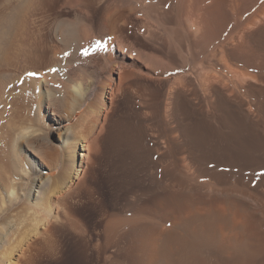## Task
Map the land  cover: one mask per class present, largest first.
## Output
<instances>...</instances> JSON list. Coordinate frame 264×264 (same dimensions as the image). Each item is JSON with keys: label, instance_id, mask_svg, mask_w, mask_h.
Here are the masks:
<instances>
[{"label": "bare ground", "instance_id": "obj_1", "mask_svg": "<svg viewBox=\"0 0 264 264\" xmlns=\"http://www.w3.org/2000/svg\"><path fill=\"white\" fill-rule=\"evenodd\" d=\"M116 2L125 40L101 22L110 59L71 80L50 34L89 40L95 0L0 2V241L22 221L45 264H264V0ZM56 107L82 111L60 132L80 128L77 171L67 181L55 150L57 176L18 222L7 197L46 168Z\"/></svg>", "mask_w": 264, "mask_h": 264}, {"label": "rangeland", "instance_id": "obj_2", "mask_svg": "<svg viewBox=\"0 0 264 264\" xmlns=\"http://www.w3.org/2000/svg\"><path fill=\"white\" fill-rule=\"evenodd\" d=\"M2 1L3 0H0V2H2ZM95 4H96L95 5L96 10L93 13L94 14L93 15L94 21L92 23L93 25L91 24L92 28L90 30L91 31L90 34H91V36L92 35L93 36L89 40H84L82 37H80V38L78 37L74 40V42L73 41L70 42L71 45L69 44V46H66L64 41H62L56 35H54L53 30H52V32L50 30L52 25L53 24L55 25L57 23L58 19L55 16H52L47 21V26H49V24L51 23L50 24L51 26H49V27L46 26V27L51 32L50 35H52L51 36V39L53 42V43L51 42L52 46L54 48L56 47V49H58L60 51L62 50L64 54L68 53V55H65L63 58H61L60 56H56L57 59L60 58L62 60L61 64H63V66L59 67V68L55 66L54 72L59 73V71H62L63 74H67V75H65V78L67 80H71V79L75 78L76 76L78 77V76L85 74L83 71H85L86 73H89V71L90 72L93 71V69L96 67V65L99 66L100 61L101 62L103 61L102 58L103 59H104V57L108 58L106 56L111 57V49H110V46H108L109 45L108 42L105 43V42L101 41L100 39H98L99 38L98 37V28H99V24L101 22H104V21L106 22V25L108 27V32L110 34H117L123 40H125V38H126V33L128 30L127 23H126V16H125L123 11H121L120 9L117 8L116 0H95ZM62 13H64V15L66 17H71V18L73 17L74 18L76 16L77 11L67 7V8L62 9ZM100 14H101L102 18L100 17ZM134 21L137 24V23H140L141 19L135 18ZM136 40H139V39H136ZM97 42L102 44L103 47H97L96 46ZM143 42L146 43L147 41L143 39ZM85 49L88 50V53H89L88 55L83 54ZM108 59H110V58H108ZM121 98H122L121 95L118 93L116 95L112 96V98L110 96L107 98V101L110 105V117H112L111 115L117 114L116 113L117 111L119 112V110L121 108L120 106L122 105L121 104L122 103ZM53 111L55 112V117H58V118L60 117L61 124H58L56 126L57 127L56 129H52L51 132L48 133L47 138L50 137L49 139H47V140L45 139V140L41 141V143H44V145L42 144V146H44L43 147L44 149L51 147V148H48L49 151L51 149L54 152L53 153L52 151H50V153L52 152L53 156H52V154H51V156L48 155V157H47L48 162L44 163L46 168L41 171L40 175H36V173H35L36 170L33 169V172H34L33 173L34 175L32 174L33 176L31 175V177L26 176L24 178L21 177V179H19V180L17 179L16 180L17 186H16L14 193H11V190H10L11 196L8 194L9 189H6V186L3 187L5 194H7V196L9 195V197H7L8 202L10 203L11 202L10 200L13 197H14L13 200L15 199V201L18 202L17 204L19 207L17 206L16 209L12 210L10 212V214H8L10 219H15L18 222H20L23 219V215L25 213L24 208L27 207V203L28 202L29 203L34 202V201L36 202V200L38 199L37 197H38L39 191L42 188L47 189L50 186V184H51L50 182H52L53 177L57 176L56 174L59 172V170L53 169L54 167L51 164L52 161L55 160L53 158L57 154L64 156V158H65L64 159V162H65L64 166L66 168L64 169V175H65L67 181L70 178H72L71 176H74L75 172L77 171V161H75L74 164H70L69 160H70V156H72V153H74V149L76 148L75 147L76 144L74 143V140H75L76 136L80 134V128L77 127L79 130L78 129H74V130L72 129L70 131L69 135H66L67 141L65 142V144L63 143L62 138H60V132H62L61 130L62 129L64 130L65 127L74 125L76 123L77 119L80 117L82 111L78 110L77 114L74 115L72 120H67L68 110L64 107H56L55 109H53ZM51 116H53V115H51ZM75 130H78V132ZM81 136H84V135H81ZM81 136H80V140H79V143L77 146V150H80V149L82 150V148H83L82 144L84 143L85 138L81 137ZM48 149L46 151H48ZM55 150L56 151L58 150L56 155H55V152H56ZM59 150H61V151H59ZM46 154H49V153L46 152ZM75 154H76V156H75L76 159L78 157H81V155L78 151ZM39 176L40 177L43 176L44 177L43 180L41 179L38 181ZM35 178L37 179L38 184H36L35 192L31 195V197H28L25 191H27L29 185L31 186L34 183V181L36 180ZM41 192H42V190H41ZM39 195H40V193H39ZM27 197L29 199H27ZM0 223H2V222H0ZM24 224L21 221L19 223V225L17 226V231L15 229H14L15 231L13 229L8 230V235L10 237H12L11 239L13 240V244L14 243L16 244L20 238L21 239L23 238V241L20 242V244H18L17 246H15V249L12 250L11 246L7 247V246H9L8 238H7L8 235L5 236V239L3 238V240L0 241V264H45V258L43 256V254H41L40 252H41V250H43V248H48V247H46V246L43 247V242L41 240V237H39V236L35 235L33 232H31L30 231L31 229L30 230L28 229L29 228L28 225L23 227ZM14 228H16V226ZM43 228L44 227H42L41 229H43ZM6 230L7 229L3 230L1 233H3V232L6 233L5 232ZM7 249H8V251H6ZM5 254L8 256H5Z\"/></svg>", "mask_w": 264, "mask_h": 264}, {"label": "snow or ice", "instance_id": "obj_3", "mask_svg": "<svg viewBox=\"0 0 264 264\" xmlns=\"http://www.w3.org/2000/svg\"><path fill=\"white\" fill-rule=\"evenodd\" d=\"M96 46H97V47H103V45L100 44L99 42H97V45H96ZM83 54H84V55H88V54H89V53H88V50L85 49L84 52H83ZM65 55H68V53H65ZM53 71H55V69H53Z\"/></svg>", "mask_w": 264, "mask_h": 264}]
</instances>
